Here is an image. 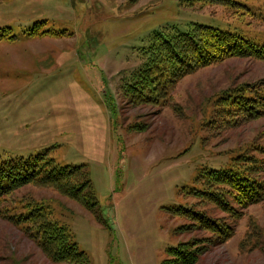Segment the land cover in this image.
<instances>
[{"label":"rangeland","instance_id":"374dc122","mask_svg":"<svg viewBox=\"0 0 264 264\" xmlns=\"http://www.w3.org/2000/svg\"><path fill=\"white\" fill-rule=\"evenodd\" d=\"M217 1L0 0V158L48 148L58 166L85 165L110 228L58 193L26 186L0 197V264H54L7 217L30 199L70 209L49 203L90 264H160L167 248L204 235L174 236L185 221L163 208L180 203L178 190L202 168L229 167L253 139L264 149V108L251 121L222 113L234 122L226 130L213 124L218 95L244 84L264 91V61L232 58L200 69L155 105H136L140 98L126 90L156 28L199 23L264 46V0ZM244 216L235 235L197 264H264V202Z\"/></svg>","mask_w":264,"mask_h":264},{"label":"trees","instance_id":"16d2710c","mask_svg":"<svg viewBox=\"0 0 264 264\" xmlns=\"http://www.w3.org/2000/svg\"><path fill=\"white\" fill-rule=\"evenodd\" d=\"M217 2L225 5L231 0ZM190 28L192 29L189 30ZM143 53L145 62L134 73V82L128 83L126 90L140 98L136 105L140 102L155 105L159 103L157 98L165 99L168 90L186 76L228 59L252 58L264 61L263 45L241 33L199 23L190 25L185 31L173 26L156 28L152 31L150 46ZM234 90L211 99L216 102L213 124L223 130L234 125V122L222 120V113L235 111L240 117L237 121H251L259 118L261 109L264 108L263 89L244 84V87ZM171 105L167 101L162 104L180 115L175 106ZM207 140L202 138L203 143ZM257 145V140L253 139L239 147L243 152L232 159L229 167L202 168L188 188L178 190L180 203L163 208L168 216L185 221L173 230L174 236L190 230L204 235L167 248L165 259L160 264H197L202 253L226 243L235 235L236 222L246 217L244 214L250 207L264 202V149ZM48 151V148L40 150L26 158H0V197H7L26 186L48 189L79 205L97 223L109 230L108 222L103 218L95 197L88 168L85 165L58 166L48 156ZM185 198L192 202L182 203L181 200ZM41 200L37 202L30 199L22 206V210L11 212L7 217L37 243L50 262L90 264L69 229L54 216L55 208L52 209L51 205L53 203L55 207L54 204L57 203L65 213L70 209L58 201ZM213 211H219L224 216H214ZM245 237H248L247 234L240 239L242 247Z\"/></svg>","mask_w":264,"mask_h":264},{"label":"crops","instance_id":"0c3cea01","mask_svg":"<svg viewBox=\"0 0 264 264\" xmlns=\"http://www.w3.org/2000/svg\"><path fill=\"white\" fill-rule=\"evenodd\" d=\"M103 131L104 132H106V125H105V127L103 128ZM87 148H88V150L89 149H92L93 148V146H92V144L90 145L89 143L87 144ZM93 152V151H92ZM91 153V152H90ZM102 158H103V155H102Z\"/></svg>","mask_w":264,"mask_h":264}]
</instances>
